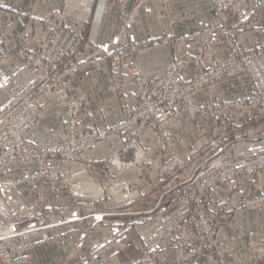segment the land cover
<instances>
[{"label": "crops", "instance_id": "obj_1", "mask_svg": "<svg viewBox=\"0 0 264 264\" xmlns=\"http://www.w3.org/2000/svg\"><path fill=\"white\" fill-rule=\"evenodd\" d=\"M104 1L0 0V43L13 42L18 33L26 32L31 39L26 49H37L47 34L41 20L53 12H61L71 26L94 40L82 64L69 71L61 89L62 96H85L87 106L80 120L81 125L94 123L99 128H112L122 120L124 106L136 101L137 84L124 70L131 60L124 56L125 39L121 28L123 17L130 20V31L127 30V34L131 44L136 46L131 51L135 54L133 60L143 67L149 78L163 74L170 63L176 62L183 77L188 79L205 65L210 56L223 57L230 53V44L215 31L211 0H124L122 9L116 0H110L111 7L102 17L100 13ZM257 1L241 0L238 13L232 17L233 21H238L253 16L246 21L250 28L239 30L240 39L249 50L264 49V8H256ZM207 36L209 49L203 47ZM20 65V61L14 59L3 70L12 68L18 77L22 71ZM16 66L19 67L15 69ZM251 93L249 77L241 74L200 88L192 96V102L200 106L228 103ZM5 100L6 97L0 93V102ZM223 111L229 117L235 114L234 108L227 106ZM65 115L63 108L50 104L31 131L32 143L53 147L64 131ZM163 125L165 131L174 134L180 141L175 147L180 155L174 159L172 154L161 158L147 154L140 166L125 171L116 170L114 176V181L129 183V188L122 192V196L131 197L128 205L132 209L146 211L127 215L106 213L62 224L51 230H36L11 242L13 247L20 246L13 252L12 264H137L143 248L155 252L161 264H174L175 246L182 241L196 243L198 229L192 215L193 208L187 202L180 201L172 205L165 203L163 208L153 209L161 180L166 182L175 173H179L182 179L188 177L190 173L187 170L193 162L198 164L203 158L220 150H228L229 155L221 153L217 159H241L264 152V124L259 120L242 128L232 126L228 129H212L205 126L202 118L192 110H183ZM153 136L154 133L148 130L143 138L148 153L153 152ZM212 142L213 149L209 154L197 155L193 157L194 160L189 158ZM120 145L119 136L111 135L99 142L91 152L89 172L101 185V194L108 186L104 166L111 151ZM158 159H161L160 172L156 173L152 162ZM189 160L191 165L188 164ZM181 165L185 168H181ZM52 166L53 171L71 174L83 170L85 164L78 160L57 159ZM27 167V164L9 166L7 173L0 174V177L22 180ZM36 168L30 169L33 171ZM254 181H259L262 187L260 193L264 198L263 170L259 175L243 176L236 182L219 186L205 199L206 212L217 224L219 245L199 255L196 264L253 262L249 242L253 239L264 240V203L253 210L245 206L249 186ZM1 192L5 200L11 203L18 201L19 205L22 202H35L39 205L51 197L52 212L65 208L77 215H85L88 214L87 210L96 207V204L86 202L83 198L55 195L56 188L41 178L26 179L5 189L0 186V195ZM122 200L118 204L119 201L113 199L102 201L99 205L110 212L128 203ZM43 221L44 217L37 218L34 223L39 225ZM96 239L104 241L101 244L105 247L98 256L92 257L91 244ZM0 264H4L1 257Z\"/></svg>", "mask_w": 264, "mask_h": 264}, {"label": "built area", "instance_id": "obj_2", "mask_svg": "<svg viewBox=\"0 0 264 264\" xmlns=\"http://www.w3.org/2000/svg\"><path fill=\"white\" fill-rule=\"evenodd\" d=\"M211 1L215 31L230 44V53L223 57L210 56L205 65L188 79L183 77L176 62L170 63L164 73L155 78L147 77L140 64L131 62L127 66V73L137 84V99L134 105L125 108V120L112 130H101L94 125L79 127L78 117L83 110L85 98L65 97L59 93L69 71L80 65L85 51L94 43L91 37L64 22L62 14H54L44 21L47 34L33 53L26 49L31 43L26 32L18 33L13 42L0 43V93L6 97L4 102H0V169L11 162L37 159L41 164L40 174L48 176L49 162L58 156L70 161L81 160L86 167H90V154L96 145L115 133L119 136L121 145L113 154L124 162L117 164L110 157L112 165H108L106 174L111 181L114 175L113 165L122 171L135 168L141 163L145 153L141 137L146 125L156 128L158 123L174 118L184 109L193 110L212 129H228L232 126L242 128L259 120L264 124V49H247L239 35L240 29L250 28L246 21L253 16L233 21L232 17L238 13L241 0ZM108 5L110 0H105L100 13L102 17L107 13ZM255 7L264 8V0L257 1ZM121 28L128 38V24ZM203 43L205 49L210 47L208 36ZM14 59L20 61L22 68L18 77L16 70L12 68L3 70ZM241 74L249 77L251 95L228 103L204 106L193 104L192 96L200 88ZM52 96L68 111V128L54 148H35L30 134L44 112L47 97ZM225 106L234 108L233 117L224 113ZM166 136L155 133L157 148L165 150L171 147ZM130 152H134L131 158ZM212 158L199 162L189 178L180 180V174L175 173L164 185L166 190L162 197L180 190L184 193L182 198L197 206L195 214L201 230L196 243L182 241L176 246L174 264H196L199 255L218 246L217 225L209 221L204 207V200L209 193L231 181L236 182L243 176L259 175L264 170V152L241 159ZM158 164L156 161L155 165ZM118 186L119 183H116L114 188ZM127 188L129 183L121 182L120 192ZM257 190L261 192V186ZM263 201L262 195H259L249 199L246 206L251 210L257 209L263 205ZM160 202L161 200L158 205ZM12 237L15 235L0 233V241L5 243ZM249 243L255 257L252 264H264L261 262L264 260V241L253 239ZM6 254V261L10 263L11 255L9 252ZM138 264L161 263L155 253L144 250Z\"/></svg>", "mask_w": 264, "mask_h": 264}, {"label": "rangeland", "instance_id": "obj_3", "mask_svg": "<svg viewBox=\"0 0 264 264\" xmlns=\"http://www.w3.org/2000/svg\"><path fill=\"white\" fill-rule=\"evenodd\" d=\"M118 2V6L120 9H122L125 5L124 3V0H116ZM212 2V1H211ZM111 7V2H110V5H108V9ZM214 12V11H213ZM62 14L61 12H55L53 13L51 16H49L48 18L44 19V20H41L42 21V24H43V27L46 29V26H45V23L44 21L49 19V18H52L54 14ZM64 18V17H63ZM122 22H121V27L126 26V24H128V27H129V24H130V20L129 18H125L123 17L122 18ZM64 22H66L67 24H69L65 19H64ZM70 25V24H69ZM73 27V26H72ZM75 28V27H74ZM76 29V28H75ZM78 30V29H76ZM128 31L129 28H127ZM80 31V30H79ZM81 32V31H80ZM85 36H88L90 37L89 35L85 34L84 32H82ZM123 38L125 39V49H126V55L124 56H128L129 57V60H131L128 64H126L125 66V73L126 75L128 76V73H127V66L131 63V62H136L138 63L136 60H133L134 59V55L131 51L134 47H136L135 45H132L130 40L127 38V36L125 37L124 33H123ZM43 40V39H42ZM30 42H31V39H30ZM93 46V45H92ZM91 46V48H92ZM91 48L87 51H85L83 57H82V62L84 61L85 59V54L86 52L90 51ZM128 49V50H127ZM209 49V48H208ZM30 53H33V50L30 51ZM123 57V56H122ZM82 62L80 63V65L82 64ZM139 64V63H138ZM79 65V66H80ZM141 66V65H140ZM143 68V67H142ZM144 70V69H143ZM145 72V71H144ZM146 74V73H145ZM129 77V76H128ZM130 78V77H129ZM66 82V81H65ZM65 85V83L61 86L60 88V94H61V89L62 87ZM69 96H74L76 98H85V96H75V95H69ZM69 96H65V97H69ZM54 98V99H53ZM137 99V98H136ZM136 102V101H135ZM134 102V104H135ZM55 106H58L59 108H63L62 106H60L58 104V100L55 96H52V97H47L46 101H45V109H44V112L46 110V108L52 104ZM132 104V105H134ZM132 105H126L124 106V109H123V118L122 120L114 127L112 128H99L96 124L92 123V124H88V125H81L80 123V120H81V117L83 115V113L86 112V106H87V100L85 98V102H84V106H83V110L82 112L80 113L79 117H78V122H79V127L83 128V127H86V126H90V125H94L96 126L97 128L101 129V130H112L114 128H116L119 124H121L125 118H126V115H125V108H127L128 106H132ZM64 111L66 112V115H65V127H64V131L59 135V139H60V136L67 130L68 128V111L63 108ZM184 110H190V109H184ZM183 111V110H182ZM181 111V112H182ZM193 111V110H192ZM43 112V114H44ZM194 112V111H193ZM180 113V112H179ZM195 113V112H194ZM42 114V116H43ZM197 114V113H195ZM198 115V114H197ZM41 116V118H42ZM40 118V119H41ZM39 119V120H40ZM173 119V118H172ZM38 120V121H39ZM171 120V119H170ZM168 120H165V121H162L160 123H158L156 125V128L150 126V125H146L145 126V130L142 134V137H141V145H142V148L144 149V156L142 157L141 159V163L139 165H137L136 167L140 166L142 163H143V160L145 159V157L147 156V154L151 155L153 158H161V157H165L166 155H170L172 154V157L174 159H176L180 153L176 150V145L179 143L180 144V141L178 142V139L176 138V136H174V134H171L167 131H165L163 129V124L165 122H167ZM205 122V126H208L206 121L204 120ZM38 123V122H37ZM36 123V124H37ZM36 126V125H35ZM34 126V127H35ZM33 127V128H34ZM152 131L154 133V138L152 139L153 140V152L152 153H148L147 152V149H145V146L143 144V138H144V135L146 133V131ZM163 133L165 135H167L166 137L169 138V142L171 143V147H167L165 150L161 149V148H157L156 147V143H155V133ZM210 134V133H209ZM113 135H116L115 133ZM211 135V134H210ZM111 136V135H110ZM58 139V140H59ZM57 140V141H58ZM104 140V139H103ZM101 140V141H103ZM100 141V142H101ZM57 143V142H56ZM182 143V142H181ZM99 144V143H98ZM98 144L96 145V147L98 146ZM213 142L212 143H209V144H206L201 150L197 151L196 154H194V156H190L189 158H193L195 156H203V155H206V154H209L210 151L213 149ZM33 146L35 148H39V147H43V148H54L56 146V144L53 146V147H45V146H36L33 144ZM95 147V148H96ZM188 147V146H187ZM94 148V149H95ZM119 147L115 148L114 150L111 151L110 153V157L112 156L115 160V162L117 164H120L122 162H124V160L120 159L119 156H115L113 153L118 149ZM228 150H220V152H217V153H214V154H211V155H207L208 157H205L203 158V160H206L207 158H210V157H213L212 159L215 160V158H218V154H228L227 152ZM93 152V151H92ZM134 152H130V155L129 157L131 158L134 154ZM216 155V156H214ZM197 156V157H198ZM90 157H91V154H90ZM110 157H109V160L108 162L105 164L104 166V169L105 171H107L108 169V165H112V163H110ZM229 157H226L225 159H227ZM57 159H61L63 161H70V160H67L65 158H62L61 156H58L57 158H54L52 159L50 162H49V168H48V176L46 175H42L40 174V168H39V175L38 176L36 174V171L38 170V163L39 162L37 159H33V162L32 163H29L30 161H23V162H20V161H15V162H11L8 164V167L10 166H20V164H22L24 166V162H27V170L23 173L25 174V176L23 177L22 180H14L13 178L11 179L13 181V185H11L10 187H14L16 186L17 184H19L20 182H22L23 180H26V179H32V178H41L43 180H45L49 185H52L56 188V193L55 195H71V196H75V197H78V198H83L84 200H86V202H92L91 204H96V207H90L91 208V211H88L86 213L88 214H85V215H77L75 213H72V211L70 210H67L65 208H61V210H53L52 212V208L50 207L51 206V203H50V198H48V200H44V203L43 204H39V205H36L35 202H22L21 205L18 204V201L17 202H14V203H11V202H8L7 200H5V196L3 195V192H1V195H0V208H4L6 210H0V229L3 228V226L5 225H8L9 228L13 229L11 232H10V235L13 234V236L15 235V237H12L11 239H9V242H4V241H0V245H1V250H0V257H1V260L4 264H12L13 262V252L14 250H18L19 249V245L13 247L11 245V242H13L16 238H19V237H23L31 232H34L36 230H40V229H43V230H51V229H54L56 228L57 226H60L62 224H70V223H74V222H78V221H81V220H84L86 218H92V217H96V216H103L105 215L106 213L108 214H119V215H127V214H132V213H137V212H144L146 211L147 209H132L128 204H129V199L131 197H125V196H122V192H124L125 190L123 189L122 192H119L117 191L114 187H115V184L116 183H119V185L121 186V182H117V181H114V176H115V172L116 170L118 171H121L119 170L116 166H112L113 167V180L111 179V181H109L107 178H108V174H105V181L107 182L108 186H107V189L105 192L102 191V194L100 195H95V193L93 194H88L83 186L84 184H82V182H80V179L81 177H84L86 179V181H89L91 182L93 185H94V189H99L101 188V185L96 182V180L93 179V176L90 174L89 172V168L90 167H84L83 170L81 171H78V172H72L71 174H64L63 172H57V171H53V166L52 164L54 163L55 160ZM195 158H193L194 160ZM159 160L161 161V159H158L156 160L159 164L158 166L155 165V162L153 160L152 164H153V168L155 170V172H160L159 168H160V163ZM78 161H81V160H78ZM83 162V161H81ZM84 163V162H83ZM85 164V163H84ZM188 164L191 165V160H189ZM197 164H195V162H193V165H191L189 167V169L187 170L188 173H190V175L194 172L195 170V167H196ZM37 166V168L35 167ZM36 168L35 170H31L30 168ZM40 167H41V164H40ZM135 167V168H136ZM184 165H181V168H183ZM19 168V167H18ZM185 168V167H184ZM128 169H133L132 167L128 168ZM128 169H125V170H128ZM125 170H122V171H125ZM263 171V170H262ZM261 171V172H262ZM18 174V173H17ZM179 174V173H178ZM190 175L186 178H181L180 177V180H184V179H187L190 177ZM53 176V178L51 177ZM14 177V176H13ZM82 181V180H81ZM128 183V182H127ZM91 185V184H90ZM164 185L166 186V182H164V180H161V183H160V188L158 189L159 191V194H158V198L156 200V203H154V208H157V209H161L163 208L164 204L165 203H168L167 205H172V204H175L177 202H180V201H184V202H187V204H190L192 206V215L195 219V222L196 224H199L198 220H197V216L195 214L196 212V207L195 204L191 201H187L185 200L184 198H182L183 196V192L180 191V190H177V194L173 195V196H170L172 193L170 194H166L165 196L162 197V195L164 194L166 188L164 187ZM0 186L2 189H5V186H6V183H3V182H0ZM258 186H261L259 181L257 182H252L251 185L249 186V189L250 190V193H249V196H247V199L245 201V206H246V202L249 200V199H253L254 197H257L259 195H262L260 193V190H257L258 189ZM121 188V187H120ZM262 188V187H261ZM128 189V188H127ZM93 190V189H92ZM249 192V190H248ZM247 192V193H248ZM174 193V192H173ZM210 194V193H209ZM209 196V195H208ZM207 196V197H208ZM206 197V198H207ZM263 197V196H262ZM205 198V199H206ZM118 200L119 202H117L116 204L122 202L124 200L128 201L127 204L125 205H121L119 207H117V211H115L116 209H111V210H114V211H110V212H107L105 211V209L102 208V206L99 205L100 202L102 201H107V200ZM161 200L160 204L158 205L159 201ZM173 200H176L173 202ZM264 200V198H263ZM148 201V200H147ZM145 201V202H147ZM112 202V201H111ZM115 202V201H113ZM144 202V201H143ZM205 202V200H204ZM264 203V201H263ZM41 205V206H40ZM34 206V207H32ZM204 207H205V203H204ZM247 207V206H246ZM135 208V207H134ZM152 209V210H153ZM45 210H51L49 212H45ZM138 210V211H137ZM152 210H150V212H152ZM206 210V208H205ZM55 211V212H54ZM153 213V212H152ZM207 214V217L209 219V221L212 223V224H215L212 219L210 218V216L208 215V213L206 212ZM44 217V221L43 223H38L39 225H36L34 222L37 218H42ZM89 222V221H88ZM40 224H43V225H40ZM90 224H88L89 226ZM217 225V224H216ZM197 229H198V236L199 234L201 233V230H200V227H198L197 225ZM122 231V230H120ZM117 232V233H120ZM217 232H218V228H217ZM120 236V235H119ZM121 236H122V233H121ZM218 240V239H217ZM254 240H257V239H254ZM111 241V240H110ZM251 241V240H250ZM259 241V240H257ZM264 241V240H262ZM104 242V241H101L99 242V239H96L94 241H92V244H91V250H90V255L92 257H96L100 254V250L103 249L105 246L102 245L101 243ZM186 242V241H185ZM218 245H219V242H218ZM250 245V243H249ZM12 246V247H11ZM218 247V246H217ZM251 247V245H250ZM216 248V247H215ZM214 249V248H213ZM252 249V247H251ZM78 250V249H77ZM144 250H150L148 248H143L141 250V255H140V259L141 257L143 256V251ZM151 251V250H150ZM175 251H176V246H175V249H174V255H175ZM253 251V249H252ZM10 253V257H11V261L10 263H7L6 261V256L7 254L5 255V253ZM153 252V251H152ZM155 253V252H153ZM205 253V252H204ZM139 259V260H140ZM255 260V257H254V252H253V261ZM139 262V261H138ZM262 263H264V260L261 261ZM253 263V262H252ZM251 263V264H252ZM138 264V263H137Z\"/></svg>", "mask_w": 264, "mask_h": 264}, {"label": "bare ground", "instance_id": "obj_4", "mask_svg": "<svg viewBox=\"0 0 264 264\" xmlns=\"http://www.w3.org/2000/svg\"><path fill=\"white\" fill-rule=\"evenodd\" d=\"M54 13V12H53ZM52 15V14H51ZM50 15V16H51ZM203 121H204V119H202ZM33 161H30L29 163H32ZM25 164H27V162H24ZM38 163V170L36 171V174L38 175V176H40L39 175V168H40V163L39 162H37ZM7 167H8V165H6V166H4V167H2V169H1V171H0V174H2V173H7ZM82 180V181H81ZM0 181L1 182H3V183H6V186H5V188H8V187H10L11 185H13L14 183H13V181L11 180V178H1L0 177ZM80 182H82V184H84V186H83V188H84V190L88 193V194H93V193H95V195H100L101 194V191L99 190V189H94L95 187H94V185L91 183V182H89V181H86V179L84 178V177H81V179H80ZM91 184V185H90ZM120 187L121 186H118L117 188H115L117 191H119L120 192ZM93 189V190H92ZM0 210H6V209H4V208H0ZM13 229H11V228H9V227H4L3 226V228L2 229H0V233H2V234H4V235H10V232L12 231Z\"/></svg>", "mask_w": 264, "mask_h": 264}, {"label": "water", "instance_id": "obj_5", "mask_svg": "<svg viewBox=\"0 0 264 264\" xmlns=\"http://www.w3.org/2000/svg\"><path fill=\"white\" fill-rule=\"evenodd\" d=\"M96 217H99V216H96Z\"/></svg>", "mask_w": 264, "mask_h": 264}]
</instances>
